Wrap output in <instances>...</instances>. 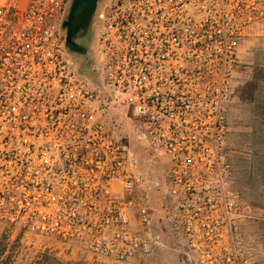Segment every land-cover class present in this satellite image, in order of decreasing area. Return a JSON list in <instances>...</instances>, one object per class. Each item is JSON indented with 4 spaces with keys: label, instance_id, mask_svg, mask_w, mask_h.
<instances>
[{
    "label": "built area",
    "instance_id": "built-area-1",
    "mask_svg": "<svg viewBox=\"0 0 264 264\" xmlns=\"http://www.w3.org/2000/svg\"><path fill=\"white\" fill-rule=\"evenodd\" d=\"M68 3L0 0V225L63 258L154 253L152 187L110 119L124 109L136 139L164 159L162 209L188 264H251L239 248L252 210L233 191L226 103L264 0H113L94 78L66 50Z\"/></svg>",
    "mask_w": 264,
    "mask_h": 264
},
{
    "label": "rangeland",
    "instance_id": "rangeland-1",
    "mask_svg": "<svg viewBox=\"0 0 264 264\" xmlns=\"http://www.w3.org/2000/svg\"><path fill=\"white\" fill-rule=\"evenodd\" d=\"M112 1H98L87 43L93 59L96 58V31ZM72 2L69 0L66 16ZM69 58L76 64L84 62L74 54H69ZM85 70L82 72L88 77L87 67ZM226 109L227 149L233 164V191L252 210L251 218L239 227V248L251 264H264V25L255 28L242 45L241 65ZM121 112L114 113L110 119L115 122L116 134L126 141L137 157L141 176L152 187L150 193L156 220L155 231L162 238V245L154 253L123 264H188L187 243L178 238L162 209L164 191L158 187V183L163 182L164 159L149 152L136 139L139 129L124 109ZM4 239L7 241V255H13L14 264H31L40 253L46 251L67 263L98 264L81 252L71 258L60 257L53 250H45V245L49 246L47 241L39 238L22 240L20 234L0 225V241Z\"/></svg>",
    "mask_w": 264,
    "mask_h": 264
},
{
    "label": "water",
    "instance_id": "water-1",
    "mask_svg": "<svg viewBox=\"0 0 264 264\" xmlns=\"http://www.w3.org/2000/svg\"><path fill=\"white\" fill-rule=\"evenodd\" d=\"M98 1L73 0L70 12L62 24V31L66 35L65 45L68 54H74L84 60L81 64V71H86L87 67L91 78H94L92 50L87 43L92 31Z\"/></svg>",
    "mask_w": 264,
    "mask_h": 264
},
{
    "label": "trees",
    "instance_id": "trees-1",
    "mask_svg": "<svg viewBox=\"0 0 264 264\" xmlns=\"http://www.w3.org/2000/svg\"><path fill=\"white\" fill-rule=\"evenodd\" d=\"M6 239L0 241V264H14L13 255H7V243ZM31 264H75L70 262H64L62 260L57 259V257L46 251L44 253H40L37 258Z\"/></svg>",
    "mask_w": 264,
    "mask_h": 264
}]
</instances>
